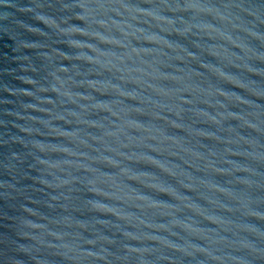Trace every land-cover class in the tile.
Returning <instances> with one entry per match:
<instances>
[{"label":"water","instance_id":"1","mask_svg":"<svg viewBox=\"0 0 264 264\" xmlns=\"http://www.w3.org/2000/svg\"><path fill=\"white\" fill-rule=\"evenodd\" d=\"M0 264H264V0H0Z\"/></svg>","mask_w":264,"mask_h":264}]
</instances>
